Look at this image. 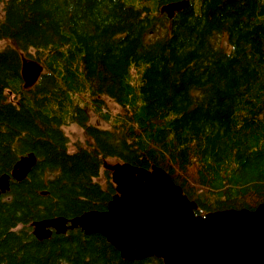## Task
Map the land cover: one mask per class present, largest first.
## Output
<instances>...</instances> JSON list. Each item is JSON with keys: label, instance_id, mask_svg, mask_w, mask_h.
I'll list each match as a JSON object with an SVG mask.
<instances>
[{"label": "trees", "instance_id": "16d2710c", "mask_svg": "<svg viewBox=\"0 0 264 264\" xmlns=\"http://www.w3.org/2000/svg\"><path fill=\"white\" fill-rule=\"evenodd\" d=\"M169 1L0 0V175L37 155L0 194V264H163L79 227L33 233L106 208L112 157L165 168L200 213L264 201V0H191L172 18ZM26 57L43 64L31 86Z\"/></svg>", "mask_w": 264, "mask_h": 264}, {"label": "water", "instance_id": "95a60500", "mask_svg": "<svg viewBox=\"0 0 264 264\" xmlns=\"http://www.w3.org/2000/svg\"><path fill=\"white\" fill-rule=\"evenodd\" d=\"M190 3L172 0L163 3L160 11L172 18ZM42 71L40 61L23 58L25 86L33 85ZM36 162L33 151L21 155L11 172L0 175V193L10 188L11 178H26ZM104 167L111 170L116 189L107 208L36 219L32 225L37 238L79 227L86 233L104 234L129 260L156 256L163 264H264V201L254 209L200 213L198 202L159 165L148 168L118 160L106 161Z\"/></svg>", "mask_w": 264, "mask_h": 264}, {"label": "rangeland", "instance_id": "374dc122", "mask_svg": "<svg viewBox=\"0 0 264 264\" xmlns=\"http://www.w3.org/2000/svg\"><path fill=\"white\" fill-rule=\"evenodd\" d=\"M128 2H131L132 0H127ZM135 2V0H133ZM198 1H196L195 5L197 6ZM6 41H0V46L3 47L5 46ZM104 102H105V107L109 108L110 110L114 111V110H118L119 109V105L117 102H115L113 99H111L110 97H104ZM91 121L98 123V124H104L102 120H100V118L98 116H92L91 117ZM66 131L68 133V135L70 136L71 142L80 138H84L85 134L83 129L78 125V124H70L66 126ZM116 161H118V159L112 157L109 158L107 160V163H115Z\"/></svg>", "mask_w": 264, "mask_h": 264}, {"label": "flooded vegetation", "instance_id": "af4514ba", "mask_svg": "<svg viewBox=\"0 0 264 264\" xmlns=\"http://www.w3.org/2000/svg\"><path fill=\"white\" fill-rule=\"evenodd\" d=\"M27 58V57H26ZM12 170V169H11ZM11 170L9 171V172H11ZM99 181L100 182H102V183H105L106 181H107V179L105 178V177H101V178H99ZM11 182H12V178H11V180H10V184H11ZM9 190V189H8ZM7 190V191H8ZM116 190V189H115ZM7 191H5V192H1L0 194H3V193H6ZM112 196H113V194H112ZM112 196H111V198H112ZM109 202V201H108ZM107 205H108V203H107ZM107 205H106V208H107ZM106 208H104V209H106ZM69 230V229H68ZM67 230V231H68ZM66 231V232H67ZM92 233V232H91ZM99 234H101L102 236H104L105 237V235L104 234H102V233H100V232H98ZM52 234H54V232L52 233ZM106 238V237H105ZM109 242V241H108ZM112 244V243H111Z\"/></svg>", "mask_w": 264, "mask_h": 264}, {"label": "bare ground", "instance_id": "6f19581e", "mask_svg": "<svg viewBox=\"0 0 264 264\" xmlns=\"http://www.w3.org/2000/svg\"><path fill=\"white\" fill-rule=\"evenodd\" d=\"M184 189V188H183ZM185 192V191H184ZM186 193V192H185ZM195 200V199H194ZM119 250V249H118ZM124 258V257H123ZM127 259V258H126ZM129 260V259H128Z\"/></svg>", "mask_w": 264, "mask_h": 264}]
</instances>
